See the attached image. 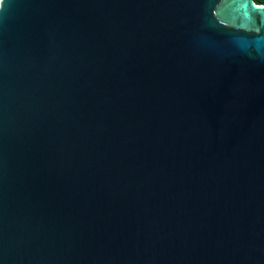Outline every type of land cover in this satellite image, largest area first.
<instances>
[{
	"label": "water",
	"instance_id": "obj_1",
	"mask_svg": "<svg viewBox=\"0 0 264 264\" xmlns=\"http://www.w3.org/2000/svg\"><path fill=\"white\" fill-rule=\"evenodd\" d=\"M0 264H264V4L0 0Z\"/></svg>",
	"mask_w": 264,
	"mask_h": 264
},
{
	"label": "trees",
	"instance_id": "obj_2",
	"mask_svg": "<svg viewBox=\"0 0 264 264\" xmlns=\"http://www.w3.org/2000/svg\"><path fill=\"white\" fill-rule=\"evenodd\" d=\"M257 4H264V0H256Z\"/></svg>",
	"mask_w": 264,
	"mask_h": 264
}]
</instances>
